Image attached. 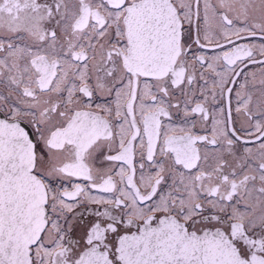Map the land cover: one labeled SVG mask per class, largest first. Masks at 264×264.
I'll return each instance as SVG.
<instances>
[{
	"label": "snow or ice",
	"instance_id": "snow-or-ice-1",
	"mask_svg": "<svg viewBox=\"0 0 264 264\" xmlns=\"http://www.w3.org/2000/svg\"><path fill=\"white\" fill-rule=\"evenodd\" d=\"M0 264H264V0H0Z\"/></svg>",
	"mask_w": 264,
	"mask_h": 264
}]
</instances>
